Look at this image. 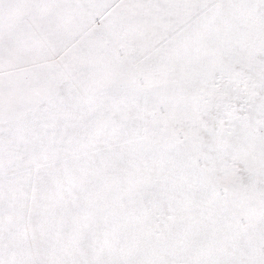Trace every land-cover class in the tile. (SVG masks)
I'll list each match as a JSON object with an SVG mask.
<instances>
[{"label": "snow or ice", "instance_id": "snow-or-ice-1", "mask_svg": "<svg viewBox=\"0 0 264 264\" xmlns=\"http://www.w3.org/2000/svg\"><path fill=\"white\" fill-rule=\"evenodd\" d=\"M0 264H264V0H0Z\"/></svg>", "mask_w": 264, "mask_h": 264}]
</instances>
